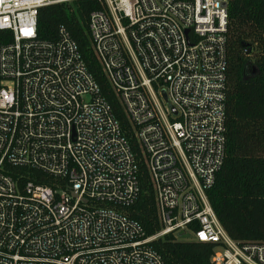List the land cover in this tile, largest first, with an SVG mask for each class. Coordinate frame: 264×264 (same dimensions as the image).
<instances>
[{"label":"built area","instance_id":"1","mask_svg":"<svg viewBox=\"0 0 264 264\" xmlns=\"http://www.w3.org/2000/svg\"><path fill=\"white\" fill-rule=\"evenodd\" d=\"M75 1L0 0V264H163L151 244L166 235L215 246L212 264H264V242L232 240L206 196L225 152L228 0H97L88 17L153 189L151 237L125 214L138 164L76 44L37 38L39 9Z\"/></svg>","mask_w":264,"mask_h":264},{"label":"trees","instance_id":"2","mask_svg":"<svg viewBox=\"0 0 264 264\" xmlns=\"http://www.w3.org/2000/svg\"><path fill=\"white\" fill-rule=\"evenodd\" d=\"M98 10L101 5L97 0L41 8L37 38L54 43L59 30L64 29L76 44L138 164L139 193L125 214L145 237H151L160 227L142 151L91 49L87 21L89 14ZM224 136L223 163L206 192L207 199L232 240L264 242V0H228ZM151 246L163 264H212L215 250L213 245L180 241L172 235Z\"/></svg>","mask_w":264,"mask_h":264},{"label":"rangeland","instance_id":"3","mask_svg":"<svg viewBox=\"0 0 264 264\" xmlns=\"http://www.w3.org/2000/svg\"><path fill=\"white\" fill-rule=\"evenodd\" d=\"M177 239L180 241H191L189 236H177Z\"/></svg>","mask_w":264,"mask_h":264},{"label":"water","instance_id":"4","mask_svg":"<svg viewBox=\"0 0 264 264\" xmlns=\"http://www.w3.org/2000/svg\"><path fill=\"white\" fill-rule=\"evenodd\" d=\"M249 52H250V50H249V49H247V50L245 51L246 55H248V54H249Z\"/></svg>","mask_w":264,"mask_h":264}]
</instances>
